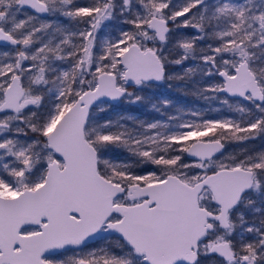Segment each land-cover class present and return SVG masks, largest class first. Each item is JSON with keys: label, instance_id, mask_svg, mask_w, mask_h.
Wrapping results in <instances>:
<instances>
[{"label": "snow or ice", "instance_id": "obj_1", "mask_svg": "<svg viewBox=\"0 0 264 264\" xmlns=\"http://www.w3.org/2000/svg\"><path fill=\"white\" fill-rule=\"evenodd\" d=\"M0 264H264V0H0Z\"/></svg>", "mask_w": 264, "mask_h": 264}, {"label": "trees", "instance_id": "obj_2", "mask_svg": "<svg viewBox=\"0 0 264 264\" xmlns=\"http://www.w3.org/2000/svg\"><path fill=\"white\" fill-rule=\"evenodd\" d=\"M173 95H174V98L175 97H179L181 103H184V102L188 101L191 105H194L196 102H198L191 96H183L184 100L181 99V94L179 92H176L175 90H174V94Z\"/></svg>", "mask_w": 264, "mask_h": 264}, {"label": "rangeland", "instance_id": "obj_3", "mask_svg": "<svg viewBox=\"0 0 264 264\" xmlns=\"http://www.w3.org/2000/svg\"><path fill=\"white\" fill-rule=\"evenodd\" d=\"M173 94H174V90H173ZM181 99L184 100L183 96H181ZM184 104H186L188 107L193 106L188 101L187 102H184ZM195 105L198 106V107H206V105L204 104L203 101H198V102L195 103Z\"/></svg>", "mask_w": 264, "mask_h": 264}]
</instances>
